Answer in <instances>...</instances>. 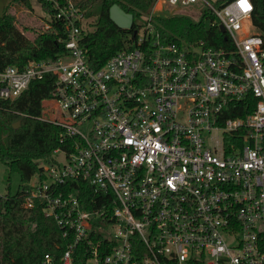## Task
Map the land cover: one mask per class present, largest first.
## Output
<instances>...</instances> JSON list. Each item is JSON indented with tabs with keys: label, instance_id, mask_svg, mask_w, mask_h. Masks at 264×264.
Listing matches in <instances>:
<instances>
[{
	"label": "built area",
	"instance_id": "2783aa9c",
	"mask_svg": "<svg viewBox=\"0 0 264 264\" xmlns=\"http://www.w3.org/2000/svg\"><path fill=\"white\" fill-rule=\"evenodd\" d=\"M46 1L36 37L53 33L64 49L0 69V98L52 81L41 117L67 146L41 163L24 206L70 240L58 264H75L83 241L85 264H264V38L252 0H156L207 4L193 9L213 13L234 48L167 41L151 10L99 67L82 45L95 17L79 0ZM238 104L251 111L227 115Z\"/></svg>",
	"mask_w": 264,
	"mask_h": 264
},
{
	"label": "trees",
	"instance_id": "16d2710c",
	"mask_svg": "<svg viewBox=\"0 0 264 264\" xmlns=\"http://www.w3.org/2000/svg\"><path fill=\"white\" fill-rule=\"evenodd\" d=\"M32 1L13 0L0 15V69L8 65L23 67L30 60L54 57L64 49L53 33L39 34L33 40L17 26L15 16L8 11L9 6L19 4L31 10ZM38 1L45 10L52 11L46 0ZM155 1H78L86 16L95 17L94 30L84 34L82 39L92 65L102 66L129 45L130 37L144 23ZM228 1L231 0H217L220 5ZM252 3V24L264 38V0H252ZM115 4L133 15V28H122L112 20L110 11ZM213 21L215 16L210 11L198 20L187 14L164 12H157L153 19L158 32L167 41L187 44L203 41L206 47L233 49L228 32L222 31L218 23L213 25ZM52 91V81L44 78L32 82L14 100L0 98V160L7 164L11 173L18 172L21 180L14 192L0 195V264H46L47 254L58 264L70 243L62 236L54 218L46 216L40 207L24 206L27 183L41 171V163L50 160L56 148L67 146L61 141L63 127L41 117L43 100L52 96ZM254 103L253 98L251 104L254 106ZM235 110L227 115H245L251 111L243 104H238ZM17 121L20 125L14 127ZM88 256L86 243L80 242L74 249L75 264H85Z\"/></svg>",
	"mask_w": 264,
	"mask_h": 264
},
{
	"label": "rangeland",
	"instance_id": "374dc122",
	"mask_svg": "<svg viewBox=\"0 0 264 264\" xmlns=\"http://www.w3.org/2000/svg\"><path fill=\"white\" fill-rule=\"evenodd\" d=\"M13 0H0V15H2L6 9V6L9 5ZM210 3L214 5H218L217 0H208ZM33 9L29 10L25 6L19 4L10 5L8 11H10L16 20V24L19 28L25 31L26 34L30 35L32 38L36 37L37 33H39V28L42 23V19L44 16V7H42L41 3L38 0H33ZM199 7L207 6L204 3L198 4ZM198 5H189V6H177L174 9H164L160 6L159 3L155 2L152 10L156 12H164L170 13L171 11H178L181 13H186L191 16L193 19H200V11L194 10L193 7L198 8ZM145 19V17H144ZM81 127V126H80ZM85 126L82 125V128ZM10 177V178H9ZM20 175L18 172H10L7 164L0 160V195L4 196L9 191L14 192L18 185L20 184Z\"/></svg>",
	"mask_w": 264,
	"mask_h": 264
},
{
	"label": "water",
	"instance_id": "95a60500",
	"mask_svg": "<svg viewBox=\"0 0 264 264\" xmlns=\"http://www.w3.org/2000/svg\"><path fill=\"white\" fill-rule=\"evenodd\" d=\"M110 16L112 20L120 27L131 29L133 27V15L131 13L123 10L119 5L115 4L112 6L110 11ZM222 31H225V26L223 24L220 25ZM20 125V121H17L14 124V127H18Z\"/></svg>",
	"mask_w": 264,
	"mask_h": 264
}]
</instances>
